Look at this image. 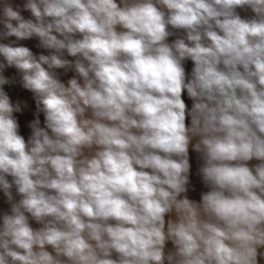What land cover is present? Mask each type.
I'll return each mask as SVG.
<instances>
[{"label":"clouds","instance_id":"obj_1","mask_svg":"<svg viewBox=\"0 0 264 264\" xmlns=\"http://www.w3.org/2000/svg\"><path fill=\"white\" fill-rule=\"evenodd\" d=\"M0 264H264V0H0Z\"/></svg>","mask_w":264,"mask_h":264},{"label":"crops","instance_id":"obj_2","mask_svg":"<svg viewBox=\"0 0 264 264\" xmlns=\"http://www.w3.org/2000/svg\"><path fill=\"white\" fill-rule=\"evenodd\" d=\"M194 168H195V164H194ZM193 181H194V183H197L198 184V180H197V178L195 176H193Z\"/></svg>","mask_w":264,"mask_h":264}]
</instances>
